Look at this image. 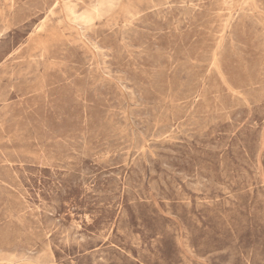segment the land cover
<instances>
[{
  "label": "rangeland",
  "instance_id": "obj_1",
  "mask_svg": "<svg viewBox=\"0 0 264 264\" xmlns=\"http://www.w3.org/2000/svg\"><path fill=\"white\" fill-rule=\"evenodd\" d=\"M0 264H264V0H0Z\"/></svg>",
  "mask_w": 264,
  "mask_h": 264
},
{
  "label": "bare ground",
  "instance_id": "obj_2",
  "mask_svg": "<svg viewBox=\"0 0 264 264\" xmlns=\"http://www.w3.org/2000/svg\"><path fill=\"white\" fill-rule=\"evenodd\" d=\"M48 9V8H47ZM183 173V172H182ZM199 180V179H198ZM196 183H197V181H196ZM210 203V202H209ZM135 237V236H134Z\"/></svg>",
  "mask_w": 264,
  "mask_h": 264
}]
</instances>
